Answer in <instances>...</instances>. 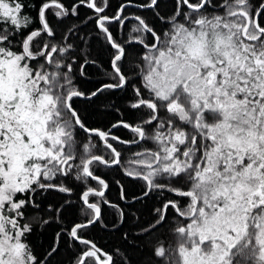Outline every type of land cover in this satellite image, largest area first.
Listing matches in <instances>:
<instances>
[{"label": "snow or ice", "instance_id": "obj_1", "mask_svg": "<svg viewBox=\"0 0 264 264\" xmlns=\"http://www.w3.org/2000/svg\"><path fill=\"white\" fill-rule=\"evenodd\" d=\"M0 264H264V0H0Z\"/></svg>", "mask_w": 264, "mask_h": 264}, {"label": "trees", "instance_id": "obj_2", "mask_svg": "<svg viewBox=\"0 0 264 264\" xmlns=\"http://www.w3.org/2000/svg\"><path fill=\"white\" fill-rule=\"evenodd\" d=\"M116 2V0H113V3H115ZM103 101L101 100L99 103H102ZM122 132H123V130H121ZM125 135H127L126 133H125ZM100 235L101 236H104V234L103 233H100Z\"/></svg>", "mask_w": 264, "mask_h": 264}]
</instances>
